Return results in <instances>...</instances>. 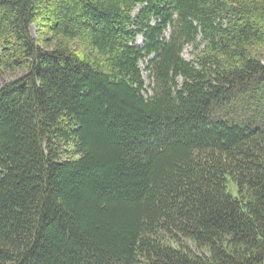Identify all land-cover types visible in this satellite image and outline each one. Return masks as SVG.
<instances>
[{
	"label": "trees",
	"instance_id": "1",
	"mask_svg": "<svg viewBox=\"0 0 264 264\" xmlns=\"http://www.w3.org/2000/svg\"><path fill=\"white\" fill-rule=\"evenodd\" d=\"M263 50L264 0H0V264H264Z\"/></svg>",
	"mask_w": 264,
	"mask_h": 264
},
{
	"label": "rangeland",
	"instance_id": "2",
	"mask_svg": "<svg viewBox=\"0 0 264 264\" xmlns=\"http://www.w3.org/2000/svg\"><path fill=\"white\" fill-rule=\"evenodd\" d=\"M31 32L34 34V31L33 29L31 30ZM168 33H169V30H166V33L165 35L168 36ZM144 43V37L143 35H138L136 37V40H135V44L139 45V46H142ZM76 47V46H74ZM73 47V48H74ZM75 49V48H74ZM182 56L184 59L186 60H191L192 59V51H191V48L189 46H186L182 52ZM262 56L264 58V50L262 52ZM263 63H264V60H263ZM140 66H141V69H142V74H143V78L145 80V83L146 85L149 84V77H148V71L146 70V62L144 61H141L140 63ZM21 73L20 72H12V71H0V86L4 83V82H7V81H11V80H14L18 75H20ZM229 190L234 194L235 192V187L233 186V184L231 183L229 185Z\"/></svg>",
	"mask_w": 264,
	"mask_h": 264
}]
</instances>
